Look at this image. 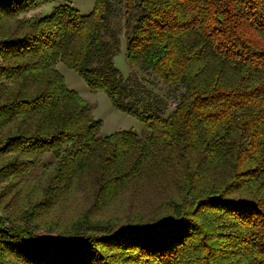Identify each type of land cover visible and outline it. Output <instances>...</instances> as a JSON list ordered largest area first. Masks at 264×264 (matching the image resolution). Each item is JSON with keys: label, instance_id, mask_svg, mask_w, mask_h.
<instances>
[{"label": "trees", "instance_id": "trees-1", "mask_svg": "<svg viewBox=\"0 0 264 264\" xmlns=\"http://www.w3.org/2000/svg\"><path fill=\"white\" fill-rule=\"evenodd\" d=\"M0 5V264H264V0ZM58 63L146 135L100 134Z\"/></svg>", "mask_w": 264, "mask_h": 264}, {"label": "rangeland", "instance_id": "rangeland-1", "mask_svg": "<svg viewBox=\"0 0 264 264\" xmlns=\"http://www.w3.org/2000/svg\"><path fill=\"white\" fill-rule=\"evenodd\" d=\"M69 2L70 5L76 8L81 14H88L93 8V4H94V0H69ZM56 4H57L56 1L44 2L25 13H21L17 17V19H19L18 25H15L17 21L13 19L9 27L15 29L18 26L20 27V24L23 21V19L25 20H29V18L37 19L39 17L47 15L51 12L53 6ZM113 26L116 29H118L119 37H120L119 50L113 57L114 65L118 69V71L120 72L123 78L126 77L129 78L131 76H133L134 78L138 76L139 78L140 74L138 75V72L136 73L137 76L135 74V69L137 70V68L129 65L125 57L127 33L123 29L122 22L115 21L113 23ZM6 35H10V34H6ZM0 38H2V35H0ZM4 60H6V57L4 59L0 58V65ZM57 68L59 72L63 75L67 87L76 91L85 101H87L92 106V116L95 119H99L101 122L99 128L100 134L108 135L117 132L119 130H130L135 132L140 137H144L146 135L147 131L143 123L136 117L128 113H125L119 109L114 108L109 98L107 97L106 93L103 90L91 92L88 90L84 80L74 70L67 68L62 63H58ZM136 83L139 88H141V86L143 85V82L142 83L136 82ZM157 85L159 84L157 83ZM146 86L149 89L147 88L145 89L151 91L152 94L154 93L161 95L162 92L165 90L163 88L160 89H157L156 87L153 88L149 84H146ZM173 104L174 101L169 99L168 100L169 109L173 106ZM133 252L134 251H126V254ZM105 253H110V251L108 249H105ZM121 254L125 255L123 252H121ZM119 257L120 255L117 256V259ZM120 258L123 259V256H121ZM128 264H135V263L134 261L129 260Z\"/></svg>", "mask_w": 264, "mask_h": 264}]
</instances>
